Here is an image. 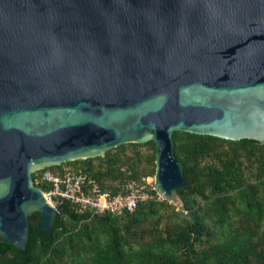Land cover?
I'll use <instances>...</instances> for the list:
<instances>
[{
    "label": "water",
    "instance_id": "water-1",
    "mask_svg": "<svg viewBox=\"0 0 264 264\" xmlns=\"http://www.w3.org/2000/svg\"><path fill=\"white\" fill-rule=\"evenodd\" d=\"M177 131L264 145V0H0L2 242L62 213L35 172L126 144L182 205Z\"/></svg>",
    "mask_w": 264,
    "mask_h": 264
},
{
    "label": "trees",
    "instance_id": "trees-1",
    "mask_svg": "<svg viewBox=\"0 0 264 264\" xmlns=\"http://www.w3.org/2000/svg\"><path fill=\"white\" fill-rule=\"evenodd\" d=\"M173 139L185 170L181 206L155 190L153 199L120 215H93L64 202L50 235L42 232L38 213L30 217L26 249L0 239V264H264V145L183 131L174 132ZM145 144L153 150L145 175H152L156 146ZM141 145H122L43 171L84 173L116 194L128 181L143 182L125 155L127 146ZM144 180L154 185V179ZM40 187L47 189L44 183Z\"/></svg>",
    "mask_w": 264,
    "mask_h": 264
},
{
    "label": "built area",
    "instance_id": "built-area-1",
    "mask_svg": "<svg viewBox=\"0 0 264 264\" xmlns=\"http://www.w3.org/2000/svg\"><path fill=\"white\" fill-rule=\"evenodd\" d=\"M41 171L42 173L36 179L33 176L34 184L37 187L43 183L47 186L46 190L40 188L52 206L58 201H63L71 203L80 211H87L93 215L107 213L120 215L134 211L140 203L155 197V194L153 195L155 185L147 187L142 184L140 186L137 182L128 181L124 184L122 191L119 190L113 194L108 190H103L94 178L84 173L70 170H65L63 173H55L51 170ZM157 195L163 198L158 193Z\"/></svg>",
    "mask_w": 264,
    "mask_h": 264
},
{
    "label": "rangeland",
    "instance_id": "rangeland-1",
    "mask_svg": "<svg viewBox=\"0 0 264 264\" xmlns=\"http://www.w3.org/2000/svg\"><path fill=\"white\" fill-rule=\"evenodd\" d=\"M153 154V150H152V147L149 146V145H141V146H138V147H135V146H132V147H126L125 149V155L129 158H131V161H133L137 168L139 169V172L141 174V180L143 182H141L143 185H146L147 187H150L148 184H144V179H154L155 181V173H156V168H155V173L152 174V175H145V173H147V164H148V161H149V157ZM100 162L96 161L95 162V165L98 166ZM130 163V162H129ZM129 163L127 165H124L123 166V169H126L127 166L129 165ZM246 167V170H247V173H250L251 172V169L248 168L247 165H245ZM150 170V169H149ZM152 170V169H151ZM106 183H109V182H106ZM141 183H138V185H142ZM154 183V182H153ZM164 199V198H163ZM174 205H176L177 207L178 206H181V203L180 202H172Z\"/></svg>",
    "mask_w": 264,
    "mask_h": 264
}]
</instances>
